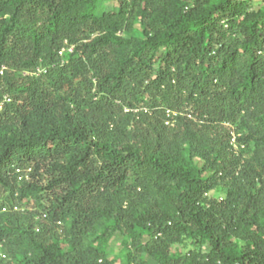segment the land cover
Returning a JSON list of instances; mask_svg holds the SVG:
<instances>
[{"label": "trees", "instance_id": "16d2710c", "mask_svg": "<svg viewBox=\"0 0 264 264\" xmlns=\"http://www.w3.org/2000/svg\"><path fill=\"white\" fill-rule=\"evenodd\" d=\"M0 103V264H264V0H0Z\"/></svg>", "mask_w": 264, "mask_h": 264}, {"label": "rangeland", "instance_id": "374dc122", "mask_svg": "<svg viewBox=\"0 0 264 264\" xmlns=\"http://www.w3.org/2000/svg\"><path fill=\"white\" fill-rule=\"evenodd\" d=\"M104 9H105V6L101 8V10H104ZM220 196H221L220 192H217L216 197H220ZM120 242H121L120 236H117L110 241L109 247H108V253L110 255L113 256L114 254H119V252L121 251Z\"/></svg>", "mask_w": 264, "mask_h": 264}, {"label": "built area", "instance_id": "2783aa9c", "mask_svg": "<svg viewBox=\"0 0 264 264\" xmlns=\"http://www.w3.org/2000/svg\"><path fill=\"white\" fill-rule=\"evenodd\" d=\"M38 72H44V71H38ZM5 101L9 102V99L8 98H5ZM3 108V103H0V111L2 110Z\"/></svg>", "mask_w": 264, "mask_h": 264}]
</instances>
